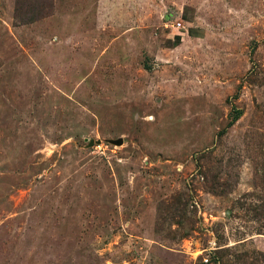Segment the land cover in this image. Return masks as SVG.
Returning <instances> with one entry per match:
<instances>
[{
  "label": "rangeland",
  "instance_id": "1",
  "mask_svg": "<svg viewBox=\"0 0 264 264\" xmlns=\"http://www.w3.org/2000/svg\"><path fill=\"white\" fill-rule=\"evenodd\" d=\"M214 253L264 264V0H0V264Z\"/></svg>",
  "mask_w": 264,
  "mask_h": 264
},
{
  "label": "trees",
  "instance_id": "2",
  "mask_svg": "<svg viewBox=\"0 0 264 264\" xmlns=\"http://www.w3.org/2000/svg\"><path fill=\"white\" fill-rule=\"evenodd\" d=\"M26 13V12H25ZM28 14V13H27ZM23 15H25V14H23ZM22 16V15H21ZM31 20H33V19H27V21L28 22H30ZM215 256V257H214ZM214 256H212V258H211V262L213 263V264H221L219 261H218V258L216 257V253H214Z\"/></svg>",
  "mask_w": 264,
  "mask_h": 264
},
{
  "label": "water",
  "instance_id": "3",
  "mask_svg": "<svg viewBox=\"0 0 264 264\" xmlns=\"http://www.w3.org/2000/svg\"><path fill=\"white\" fill-rule=\"evenodd\" d=\"M109 142L114 144V145H121L122 144V140L121 139H118L116 141L110 140ZM91 144H93V142H91Z\"/></svg>",
  "mask_w": 264,
  "mask_h": 264
},
{
  "label": "built area",
  "instance_id": "4",
  "mask_svg": "<svg viewBox=\"0 0 264 264\" xmlns=\"http://www.w3.org/2000/svg\"><path fill=\"white\" fill-rule=\"evenodd\" d=\"M179 27H180V24H178V25H177V28H179ZM204 262L206 263V262H207V260H205Z\"/></svg>",
  "mask_w": 264,
  "mask_h": 264
}]
</instances>
